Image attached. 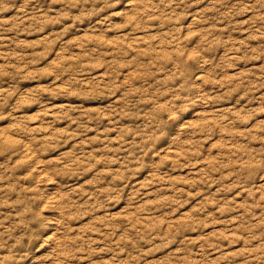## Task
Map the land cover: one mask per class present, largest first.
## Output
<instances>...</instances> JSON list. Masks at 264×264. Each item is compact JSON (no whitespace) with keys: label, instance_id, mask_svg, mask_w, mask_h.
<instances>
[{"label":"clouds","instance_id":"obj_1","mask_svg":"<svg viewBox=\"0 0 264 264\" xmlns=\"http://www.w3.org/2000/svg\"><path fill=\"white\" fill-rule=\"evenodd\" d=\"M0 264H264V0H0Z\"/></svg>","mask_w":264,"mask_h":264}]
</instances>
